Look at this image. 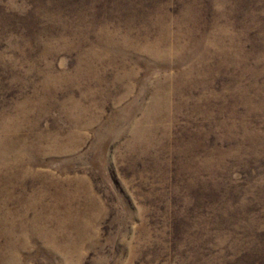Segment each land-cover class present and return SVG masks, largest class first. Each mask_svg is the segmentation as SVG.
Here are the masks:
<instances>
[{
    "label": "rangeland",
    "instance_id": "obj_1",
    "mask_svg": "<svg viewBox=\"0 0 264 264\" xmlns=\"http://www.w3.org/2000/svg\"><path fill=\"white\" fill-rule=\"evenodd\" d=\"M0 264H264V0H0Z\"/></svg>",
    "mask_w": 264,
    "mask_h": 264
}]
</instances>
